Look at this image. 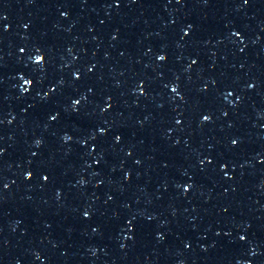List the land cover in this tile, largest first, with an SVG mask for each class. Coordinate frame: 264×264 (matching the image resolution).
<instances>
[{
	"label": "snow or ice",
	"instance_id": "6c2138e0",
	"mask_svg": "<svg viewBox=\"0 0 264 264\" xmlns=\"http://www.w3.org/2000/svg\"><path fill=\"white\" fill-rule=\"evenodd\" d=\"M161 59H163V57H161ZM26 83H28V82H26ZM205 119H207V117H205Z\"/></svg>",
	"mask_w": 264,
	"mask_h": 264
}]
</instances>
